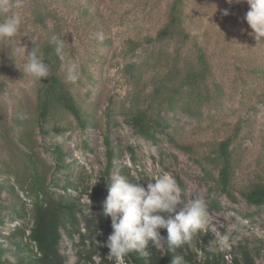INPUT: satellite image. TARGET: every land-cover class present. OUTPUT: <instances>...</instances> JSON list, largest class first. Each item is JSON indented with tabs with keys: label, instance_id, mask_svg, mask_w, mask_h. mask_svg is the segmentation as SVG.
Returning <instances> with one entry per match:
<instances>
[{
	"label": "rangeland",
	"instance_id": "obj_1",
	"mask_svg": "<svg viewBox=\"0 0 264 264\" xmlns=\"http://www.w3.org/2000/svg\"><path fill=\"white\" fill-rule=\"evenodd\" d=\"M89 1L92 4L90 12L96 10L101 17H92L85 22L79 18V11L71 7L73 0L67 5L62 1L58 13L65 34L62 38L67 58L75 62L81 79V82L68 83L85 107L94 111L99 125L82 131L73 118L67 116L66 121H72V124L66 132L46 137L37 135L40 153L48 162L54 164L44 149L50 143L61 145L67 153L65 162L61 163L66 166L57 167L52 174L59 184L53 187L54 190L62 193L65 181L67 184L72 182L78 188L70 187L68 192L81 196L87 204L90 200L94 208L98 206L90 199L89 193L93 184H104L107 126L103 111L110 103L115 107L118 120L110 131L116 154L111 180L123 176L135 182L141 177L137 183L145 188L148 183L155 182L149 176L168 174L174 177L179 187V180L184 183L185 190L180 187L182 191L206 198L209 183L203 171V155L210 152L214 144L241 128L237 139V168L232 182L236 199L230 200L220 193L222 209L208 212L203 230L210 238L207 249L224 252L226 264H235L233 257L237 251L234 246L240 244H247L257 263L264 264V206L258 209L241 195L256 177H264V73H254V58L264 56V42L250 34L251 29L243 19L249 6L246 2L229 3L228 0H187L188 30L199 44L205 46L213 65L214 79L223 91L211 92L210 100L203 97L202 101L193 104L195 112L192 114L182 108L191 95L188 89L181 87L175 108L169 110L166 105L162 106L166 121L159 127L161 139L155 144L136 134L119 113L126 109L124 104L129 105L134 100L132 92L136 89L125 68L128 63H138L143 73L140 88L143 85L146 88L139 93L143 102L152 90L151 82L163 72L166 73L161 81L166 80L171 87L178 88L183 83L195 59L194 41L184 44L173 39L154 46L143 43L133 51L130 38L139 40L147 33L155 34L166 20L171 0ZM29 11V6L20 4L15 10L22 20L19 33L12 38L0 39V81H5L0 94L10 104L29 97L33 99L35 79L19 67L25 60L24 48L28 54L36 39L47 38L38 36L41 28L33 24ZM97 33L103 34L102 42L94 38ZM62 74L66 80L64 67ZM156 107L160 108L155 104ZM178 143L190 146L193 156L181 150ZM131 149L135 152V159ZM18 160L15 162L11 158L0 140V184H4L0 193V211L5 217V224H0L2 234L21 222L12 219L13 205L26 202L28 210L31 208V201L22 190L17 189V194L11 192L14 177L4 172L8 168L12 170L13 164L17 170L23 171L24 165ZM91 212H94L93 208ZM192 245L201 257L203 252L199 245L194 242ZM61 251L68 257L67 264H74L75 250L65 236ZM118 264H123V260Z\"/></svg>",
	"mask_w": 264,
	"mask_h": 264
},
{
	"label": "trees",
	"instance_id": "obj_2",
	"mask_svg": "<svg viewBox=\"0 0 264 264\" xmlns=\"http://www.w3.org/2000/svg\"><path fill=\"white\" fill-rule=\"evenodd\" d=\"M62 1L63 5L70 4V0H11L14 5L13 11L18 9L20 4L29 6L33 24L41 28L38 36H47L45 39H36L32 49L37 47L42 53L51 75L42 78L41 81L35 80L33 99L29 97L24 101L10 104L0 94V140L4 142L11 158L15 162L19 159L18 161L24 165L23 171L17 170L13 164L12 170L8 168L4 172L14 177L15 183L10 184L11 192L17 194V189H20L31 201L29 210L25 206L26 202L12 206V219H19L21 222L11 227L6 234L0 232V264H67L68 257L61 251L64 236L75 250L74 264H118V261L107 258L109 249L106 242L113 229L111 218L103 215V202L112 182L110 175L115 167L116 157L110 136L112 127L118 122L113 103L108 104L103 111L104 124L107 126L104 137L107 164L103 174L104 184H95L89 193L90 199L98 205L95 208L90 205V209L93 208L94 212L89 211V204L83 202L81 196L68 192L70 187L78 188L72 182L68 181L67 184L65 181L62 193H57L53 188L59 186L57 180L52 177L54 169L66 166L61 164L65 162L67 156L63 147L58 144L53 145L54 143H50L46 148L42 146L51 155L54 164L48 162L39 150L37 135L46 137L50 134L66 132L72 124V121H66L67 116L72 117L82 131L99 125L94 111L85 107L84 102L72 89V85L65 80L62 74L64 61L56 56L54 45L51 43L52 35L65 36L58 13L60 5L63 6ZM186 4L187 0H171L166 20L155 34L147 33L139 40L132 38L129 40L134 44L133 51L143 43L154 46L173 39H179L184 44L193 40L196 48L193 66L186 72L183 83L178 88L171 87L166 80L161 81L166 73L163 72L151 82L152 90L143 102L139 93L144 92L146 88L144 85L140 88L143 73L138 68V63H128L125 68L126 73L130 78L132 77L136 89L132 92L134 100L129 102V105L124 104L123 107L126 109L119 113L136 134L155 144H159L161 139L158 136L159 127L166 121L162 116V106L166 105L169 110H173L178 104L176 97L181 93V87L188 89L191 95L182 108L192 114L195 112L193 104L202 101L203 97L210 100L211 92L223 91L220 83L214 79L213 65L205 46L199 44L195 35L188 30ZM91 6L89 0L87 2L73 0L71 4L74 10L79 11V18L84 19L85 22L92 17H101L96 10L90 12ZM2 20L3 16H0V21ZM262 41L264 42V38ZM254 73H264V56L254 58ZM77 81L81 82V79L78 78ZM4 84L5 81H0V89ZM155 104L160 108H155ZM240 131L241 128H238L224 137L214 144L210 152L203 155L205 163L203 171L206 182L209 183V194L206 197L208 212L222 209L220 193L230 200L236 199L232 182L237 168V139ZM177 145L193 156L194 152L190 146L179 143ZM131 154L135 159L133 149ZM179 185L185 190L181 180ZM3 187L4 184H0V193ZM241 195L250 205L257 206L258 209L262 208L264 177H256ZM4 218L0 211V224H5ZM160 231L161 235L166 237V230ZM208 235L207 231L202 230L190 244L178 249L176 254L182 255L186 264H226L224 252L207 249L206 244L210 239ZM193 242L198 244L200 251L203 252L201 257L193 247ZM234 250L237 251L233 257L235 264H258L247 244L235 245ZM146 251L145 255L130 253L123 258V264H171V254L161 256L151 242Z\"/></svg>",
	"mask_w": 264,
	"mask_h": 264
},
{
	"label": "clouds",
	"instance_id": "obj_3",
	"mask_svg": "<svg viewBox=\"0 0 264 264\" xmlns=\"http://www.w3.org/2000/svg\"><path fill=\"white\" fill-rule=\"evenodd\" d=\"M229 3L246 2L249 6L243 19L251 29L256 40L264 38V0H228ZM11 0H0V39L12 38L20 31L21 17L13 11ZM225 10V15H227ZM102 42L104 36L97 33L94 37ZM56 56L65 62L66 80L75 82L78 73L75 62L67 58L65 40L62 36L52 35ZM22 69L35 80L41 81L51 75L50 68L42 53L34 47L25 53ZM152 177L155 182L148 183L147 188L129 181L123 176L116 177L108 187V194L103 202V215L111 218L112 233L106 245L110 249L109 260L122 261L130 253L146 254L149 242L161 253L171 254V264H186L178 249L190 244L205 227V217L209 214L208 201L201 194L189 195L182 191L174 177L162 174ZM95 185V184H93ZM91 185V186H93ZM89 211L90 200H89ZM161 229L167 232L161 235Z\"/></svg>",
	"mask_w": 264,
	"mask_h": 264
}]
</instances>
